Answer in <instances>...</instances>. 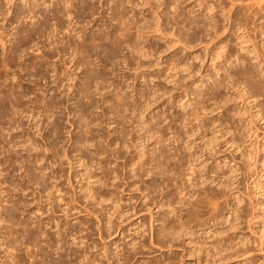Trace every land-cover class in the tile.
I'll list each match as a JSON object with an SVG mask.
<instances>
[{
	"label": "rangeland",
	"instance_id": "374dc122",
	"mask_svg": "<svg viewBox=\"0 0 264 264\" xmlns=\"http://www.w3.org/2000/svg\"><path fill=\"white\" fill-rule=\"evenodd\" d=\"M31 1L34 3L35 0H0V32L4 30V33H0L1 37L4 38L2 41L0 40V74H2L0 75V114H2L0 115V259H7L6 261H8L3 260L5 262L3 264H51L52 262L56 264L61 259L62 261L67 260L65 263H69L71 251L77 249V235H80L78 229H81V223L88 219L89 215H85V212L80 210L79 213L74 214L79 217L80 223L72 219V216L68 217L70 221L63 220L64 216H62L58 206L50 208L49 201L51 199L48 197V193L52 192L51 184L56 183L59 187L63 186L62 188L65 190L61 188L62 192L67 191V195H70L72 185L75 187L79 185L77 183L78 177L73 176L74 167L80 168L82 163L89 175L95 173L100 176L99 161L104 153H107L105 156L109 155L106 156L105 162L113 170L114 166L117 170L115 173L118 172L119 176L118 179H114V182L117 181L115 187L112 185L101 186L99 183H95V189L111 191L117 199L120 198V205L122 209L126 208V211L121 213L120 217L118 214L112 217V223L115 226L120 225L118 229L110 230L111 236H105V239H101L95 231L91 235L94 243L101 246L102 242H112L110 249H114L113 251L116 250L117 244H120L117 250L118 248L127 249L129 247L127 242L132 240L136 241V245L143 243L142 249L138 248V250L128 253L130 257L127 264H264V232L261 233L264 229V213H262L264 211V189L258 190L251 187L254 184L252 179L254 177L257 179L259 173L262 174L259 179L264 184V169H262L263 164H261L264 154L263 151L260 152L259 150L258 152L253 146L255 144H249L246 134V131L254 130L258 137H264V120L260 119L264 116L262 115L264 113V88L261 91V87L258 86L259 88H257L252 84L261 74V77H264V73L259 69L253 71L254 74L251 73V76L254 75L253 77L249 76L253 81L251 82L252 89L247 77L240 74L241 69L247 64L245 59L248 63H254L255 60H253L252 53L250 57H248L249 54H245L243 57L242 52L238 50V44H235L237 41L235 33L232 32L238 25L236 23L237 18L234 17L236 20L234 18V20H228L227 24L225 12L220 11L219 19L220 24L223 25V32L220 31L221 33L219 32L214 37L208 35L198 37L197 35L194 38V36L191 37L186 34L177 35L174 30H163V21L161 19L155 20V14L150 9L143 10V8H147V5H143V7L141 0L135 1L136 5L133 9L125 3L123 7L125 6L127 15L131 16L134 13L131 17L132 20L134 19L138 26L142 25V28L139 27L141 28L140 32H137L142 33L140 38L135 35V37H131L134 40L133 43L136 41L135 39L140 42V49L138 47L131 48L122 43L114 55L110 51L109 53L104 52L101 46H93L87 57L90 63H86V55L79 48H75L76 46L73 44L67 45L64 42L65 38L62 43L66 46H61L63 44L58 42L60 35H65V32L63 33L64 26L59 31V33L62 31L60 35L59 33L58 37L55 35L57 33L55 31H58L59 28L55 29L54 27L55 18L52 7L58 6V4L63 6V1L46 0V7L44 4H40L35 8L34 14L25 13V15H21L18 13V15L17 11L24 9ZM90 1H94L97 9L93 16H89L86 7ZM90 1L72 0L73 4H65L66 10L72 15L69 16L70 18L65 15L67 19L65 16L62 19L67 22L72 20V16L75 15L72 23L74 24L76 20L75 26H73L74 31L71 32V34L74 32L72 39L81 34L82 31L88 35L94 33L93 35L96 36V34L101 33L102 29L106 30V28L108 30L113 28V30L115 29L113 33L118 34L120 31L117 29L118 25L114 19H111L114 17L111 14L114 13L115 15L118 9L110 8L112 1ZM148 1L151 2L152 0ZM240 2L237 1L236 5L234 4L232 12L238 8ZM245 2L250 3L252 1L246 0ZM44 15L45 17H43ZM94 18L99 20L96 22ZM255 19L252 18L251 21ZM251 21L247 22L250 29L253 27ZM259 21L260 19H256V26ZM185 24L186 27L189 25L187 21ZM227 25L231 32L228 28L226 29ZM39 26H43L41 27L43 30ZM155 28L156 30H154ZM42 31H44L42 35H39ZM255 31L249 32L252 41H249L248 44L253 42L256 46L255 49H257L255 56L260 55L262 58L264 48L259 43H261L264 34ZM27 33L30 36L27 37ZM50 38H53L54 42L51 40L53 44H60H56L58 46L56 49L51 48ZM248 46L250 48L251 45ZM11 47L15 50V59L10 62V65L5 64L4 56L8 54ZM75 49L78 51L76 52ZM229 52L234 56L230 54L232 55L231 60L224 62L227 58L225 56ZM40 54L41 56L46 55L47 60L44 57L41 58ZM237 55L238 58L232 61ZM70 58L72 62L78 61H75L74 64L68 63ZM239 58H242L240 62L238 61ZM243 58L245 59L243 60ZM248 58H251L250 62ZM61 61L65 64L62 65ZM56 63L60 65L58 66ZM66 63L69 65L66 66ZM226 63L231 64V67L234 66L232 69L228 67V72L232 74L231 80L234 75L233 81L236 82L225 79L227 73L226 71L223 72V69L225 70L229 66ZM216 75L218 79L221 77V80L223 78L227 81L228 85L221 83L223 86L220 85L219 90L218 88L215 89L217 91H215V95L209 94L212 87L211 83L217 79ZM245 85L246 87H244ZM247 90L252 92L250 97L248 96L249 93L246 92ZM20 91L23 92L21 93L23 97L20 99V103H17L19 100L14 101L13 93L17 95V92L20 94ZM242 92L244 96H242ZM9 94H11L10 98ZM253 94L257 96L255 97ZM213 96L215 97L213 98ZM246 96L250 99H246ZM224 97L226 99H222ZM218 99H222L224 102L221 100L220 102ZM259 102L260 107L257 109ZM196 109L195 113L201 117L202 128L198 120L193 117ZM257 110H260L262 114H259ZM253 114L254 116L257 114L256 119ZM140 124L143 127L146 125L147 128L146 126L140 127ZM250 127L252 128L247 130ZM149 134H153L152 137L151 135L147 137ZM156 135L160 137L161 140L159 137L158 140L162 142L156 144L157 146L159 144L163 154L166 155L159 157L158 160L160 161L157 160L156 167L152 156L145 155L147 156L146 162L147 159L148 163L151 162L149 165H147L148 163L145 164L149 168L151 166V171L147 173L151 176L145 175L142 171L146 170L141 169L138 170L139 172L137 171L138 173L136 172V178L130 177L125 159L128 160V156L135 152L134 143L147 144L146 148L144 147L145 150H148L147 147L152 150L156 145L153 142V139L157 137ZM173 137L176 138V141L172 142L171 140L169 144V139ZM113 138L114 140H112ZM259 139L261 141V138ZM260 141L258 140L257 144L262 142ZM108 144L109 146H107ZM123 145L127 146L126 150ZM173 145H175L176 150H174ZM253 147H255V151ZM116 150L119 153H116ZM64 154L66 156H63ZM116 154L119 156L116 157ZM246 157L250 161L247 159L246 161L249 163L245 161L244 164ZM224 162H229V166L223 165ZM248 164L254 167L250 166L249 168L246 166ZM146 166L144 169L147 168ZM141 173L142 175H140ZM233 177L236 180L230 185L231 187L222 189L220 183L226 179L232 181ZM95 179L92 177L89 180ZM133 179L134 181H132ZM41 181L45 183L46 189ZM129 181H131L130 186L127 183ZM195 181H197V185L193 184ZM77 190L78 186L76 187ZM256 192L263 194L258 196V194L255 195ZM145 194L152 197L151 200L146 201L147 198L145 200L143 197ZM229 195H231L230 198H228ZM233 195H238L240 204H237V201L232 198ZM196 197L200 200H195ZM190 198V201L194 203L193 208L196 210L194 218L195 215L198 218L192 219L186 224L181 223L180 219L179 222L178 220L174 221L169 227L170 232L168 230L169 233L166 235L168 240L161 236H164L161 232H158L159 235L157 236L159 218L163 214H168L167 211L172 205L178 208L180 206L179 201L182 204L183 202L188 203ZM155 200H160V202L155 204ZM61 202L63 201L57 200L56 203L60 204ZM256 202H260V205L258 204L260 207L255 206ZM218 207L222 209L220 214L222 218L219 217L220 215L215 216V208ZM248 213L251 217L252 215L257 217L253 218V223L252 221L251 223L247 222L248 217H250ZM236 216L237 221L234 222ZM25 220L29 222V229H33L30 233L24 230ZM56 221L60 226L59 231L58 226H55ZM94 222L96 224L95 219ZM233 222L238 223L236 227H233ZM189 225L192 228L187 231L186 228ZM128 228H130L129 231ZM39 229L43 234L44 232L48 234L45 236L46 238L44 237L45 234L38 233L37 230ZM81 230L83 232V229ZM185 231L188 232L186 236L183 235ZM237 237L246 238L248 241L247 251L242 253V249H238L241 251L237 252L236 250L234 253L236 255H229L233 252L231 249H237L235 248L237 247ZM188 241H191L192 244L189 243L188 245ZM232 246L234 248H231ZM6 247H8L7 250ZM229 248L231 249L228 250ZM4 249L5 251L9 250L10 253L6 252L8 254L6 255ZM77 252L78 254L82 253L78 250ZM237 253H240L241 256ZM10 256L16 263L9 259ZM59 257L61 259H58Z\"/></svg>",
	"mask_w": 264,
	"mask_h": 264
},
{
	"label": "bare ground",
	"instance_id": "6f19581e",
	"mask_svg": "<svg viewBox=\"0 0 264 264\" xmlns=\"http://www.w3.org/2000/svg\"><path fill=\"white\" fill-rule=\"evenodd\" d=\"M57 1V0H56ZM59 1H63L62 3H64V5L63 6H60L59 4H58V6H53L52 7V9L54 10V18H55V21H54V27H55V29H57V27L59 28V30L58 31H55V32H57V33H55V35H57V37H58V33H59V31L61 30V28L64 26V30H63V33L65 32V35L63 34H61L60 35V33L62 32H60L59 33V35H60V37H59V39H58V42H60V43H62L64 40V38H65V41L64 42H66L67 43V45L69 44V46H71V44H73L74 46H76L75 48H79L85 55H86V57H85V62L86 63H90V61H89V59L87 58L88 56H89V54H90V52L92 51V49H93V46H95V47H102V50L104 51V52H108L109 53V51L112 53V54H114L115 55V53H117L118 52V50H119V48L121 47V45H122V43H125V44H127L129 47H131V48H137L138 47V49H140L139 48V43L140 42H137V39H135L136 41L133 43V38L131 39V37H135V36H137V37H139L141 34H139V33H137V32H140V30H141V26L142 25H140V26H138L137 24H135V22H134V19L132 20V15H134V13H132L131 14V16H128L127 15V11H126V9L123 7V5H125V3L126 4H128L129 6H130V8L131 9H133V7L136 5V0H123V1H121V0H110V1H112V4L111 3H109V4H111V9H114V8H117L118 9V11L115 13V15H114V13L113 14H111V15H113L112 17L113 18H111V19H114L115 21H116V23H117V29H119L120 31H119V33H118V31H117V33L118 34H114L113 33V31L115 30H113V28L112 29H109L108 30V28H106V30L104 29H102L101 30V33H98V34H96V36L95 35H93V34H90V35H88V34H86V33H83L84 31H82V33L81 34H78V33H76L77 31H75V33L76 34H78V35H76V37H77V40H76V37H74V39H75V41H73L74 39H72V34L74 33H72L71 34V32H72V30L74 31V28H73V26H75V22H76V20H75V22H74V24H72L73 23V18L75 17V15L74 16H72L73 18H72V20H69V21H67V22H65V20H63L62 19V17L63 16H68V18H70L71 16L70 15H72V13H70L68 10H66V6H65V4H67V3H72V0H59ZM77 1V0H76ZM88 1H90V0H88ZM121 1V2H120ZM138 1V0H137ZM239 2V1H241L240 3H239V5H238V8L234 11V9H233V11L234 12H232V7L234 6V4L236 5V2ZM246 0H219V1H217V0H152L151 2L150 1H148V0H141V4H142V6L143 5H147L146 7L147 8H143V10H148V9H150L151 11H152V13L153 14H155V20H157V19H161V21H163V24H164V26H163V30H165V31H173L174 30V32H176L177 33V35H184V34H186V35H190L191 37L192 36H194V38H195V36H197L198 35V37L200 36H206V35H208V36H217V34H219V32L220 31H222L223 32V25L222 24H220V19H219V15H221V14H219V12L221 11V12H223L226 16H225V18H226V20H227V24H228V20H234L235 18H237V20L239 21H237L236 23L238 24H236L237 26L234 28V32H232V33H235V39H236V43L235 44H238V50H240L242 53H241V55L244 57V55L246 54V55H248V57H250V54L252 53L253 54V60H255L254 61V63H252V62H250V59H249V62L250 63H248V61L245 59V58H243V60L245 59V61L247 62V64H245L246 65V67H243L242 69H241V71H240V74H243V76L245 75V77H247V79H248V81H250L249 83V86L251 87V89H252V86H251V82H253L250 78L251 77H253V76H251V73L253 72V71H255V70H260L262 73H264V54H263V56H262V58H260V55L257 57V56H255L256 54H255V52L257 51V49H255L256 48V46L253 44V42H252V44L250 43V44H248L249 43V41H252V36L250 35V31L251 30H256L255 32H258L259 31V33H262V34H264V12H262L263 10H264V0H249V1H252V2H245ZM248 1V0H247ZM26 2V1H25ZM32 2V1H31ZM29 2L28 3V6H25L24 7V9H21V10H18L17 11V14L18 13H20L21 15H25V13H33L34 12V10H35V8L37 7V6H39L40 4H44V6L46 7V0H35L34 1V3L32 2ZM105 2H106V0H105ZM124 2V3H123ZM57 3V2H56ZM51 4V3H50ZM73 4V3H72ZM48 5V4H47ZM54 5H55V3H54ZM57 5V4H56ZM254 5H256V6H254ZM24 6V5H23ZM42 6V5H41ZM87 7V11L89 12V16H93V14L94 13H96V6H95V4H94V1H90L89 2V4L86 6ZM144 7V6H143ZM130 8H128V9H130ZM160 8V9H159ZM236 8V7H235ZM18 9H20V8H18ZM68 9V8H67ZM17 10V9H16ZM53 10H51V11H53ZM70 10V9H69ZM135 10V9H134ZM159 10V11H158ZM37 11V10H36ZM39 11H40V9H39ZM112 11V10H111ZM130 11V10H129ZM114 12V11H113ZM131 12V11H130ZM35 13H37V12H35ZM53 13V12H52ZM87 13V12H86ZM98 13V12H97ZM111 13V12H110ZM34 14V13H33ZM44 14V13H43ZM88 14V13H87ZM16 15V14H15ZM19 15V14H18ZM41 15H42V13H41ZM52 15V14H51ZM50 15V16H51ZM223 15V14H222ZM235 15V16H234ZM35 16V15H34ZM66 16H65V18H66ZM70 16V17H69ZM43 17H45V15L43 16ZM42 17V20L44 19ZM97 17V16H96ZM102 17V16H101ZM235 17V18H234ZM250 17H252V18H256V19H260V21H259V24L256 26V23H255V21H256V19L254 20V21H251V19L252 18H250ZM50 18H52V17H50ZM64 18V17H63ZM98 18V17H97ZM97 18H94L95 19V21L96 20H99V19H97ZM148 18V17H147ZM224 18V19H225ZM234 18V19H233ZM250 18V19H249ZM67 19V18H66ZM93 19V20H94ZM48 20H49V18H48ZM91 20V19H90ZM236 20V19H235ZM251 21L252 22V29H250V27H248V21ZM186 21L189 23V25L186 27L185 25V23H186ZM43 22V21H42ZM88 22H90V21H88ZM87 22V23H88ZM97 22V21H96ZM152 22V21H151ZM53 23V22H52ZM95 23V22H94ZM234 23V22H233ZM77 24V23H76ZM96 24V23H95ZM153 24V23H152ZM45 25V24H44ZM43 25V26H44ZM94 25V24H93ZM43 26H39V28H41V27H43ZM139 27H141V28H139ZM231 27V25H230V22H229V28ZM233 27V26H232ZM47 28V27H46ZM46 28H45V30H46ZM157 28V27H156ZM156 28L154 29V30H156ZM228 28V25H227V27H226V29ZM229 28H228V30H229ZM42 29V28H41ZM98 29V28H97ZM116 29V30H117ZM161 29V30H162ZM225 29V30H226ZM231 29V28H230ZM43 30V29H42ZM230 31V30H229ZM4 33V30H2L0 33ZM44 31H42V32H40L39 33V35H42V33H43ZM81 32V31H80ZM116 32V31H115ZM231 32V31H230ZM250 32V33H249ZM254 32V33H255ZM50 33V32H49ZM171 34H172V32H170ZM221 33V32H220ZM247 33V34H246ZM6 34V33H5ZM4 34V35H5ZM46 34L48 35V33L46 32ZM257 34V33H256ZM255 34V35H256ZM52 35V34H51ZM74 35V36H75ZM135 35V36H134ZM26 36L28 37V36H30V35H28V33L26 34ZM31 36H32V34H31ZM50 36V35H49ZM250 36H251V38H250ZM257 36V35H256ZM4 37V36H3ZM13 37V36H12ZM136 37V38H137ZM159 37V36H158ZM140 38V37H139ZM183 38V37H182ZM190 38V37H189ZM254 38V37H253ZM256 38V37H255ZM4 38H2L1 37V34H0V40L2 41ZM7 39V38H6ZM12 39V38H11ZM29 39V38H28ZM31 39V38H30ZM185 39V38H184ZM53 41L54 42V40H53V38H50V41ZM97 40V41H96ZM187 41H189L188 39H186ZM254 40V39H253ZM5 41V40H4ZM7 41H8V39H7ZM19 41H20V39H19ZM22 41V40H21ZM26 41V40H25ZM49 41V42H50ZM51 41V42H52ZM56 41V40H55ZM191 41V40H190ZM189 41V42H190ZM50 42V44H52L51 46V48L52 49H56V47H58L56 44H59V43H56V44H53V42L51 43ZM142 42V41H141ZM192 42V41H191ZM254 42H255V40H254ZM22 43H24L23 41H22ZM50 44H48V45H50ZM63 44V43H62ZM223 44V43H222ZM224 44H227V43H224ZM234 44V45H235ZM259 44H261V47L262 48H264V35H263V37H262V40H261V43H259ZM60 45V44H59ZM124 45V44H123ZM248 45H251L250 46V48H249V46ZM23 46V45H22ZM61 46H66V45H61ZM224 46V45H223ZM68 47V46H67ZM94 47V48H95ZM20 48V47H19ZM51 48L49 49L50 51H51ZM60 48V47H59ZM62 49H63V47H61ZM158 48V47H157ZM66 49V48H65ZM67 49H70V48H67ZM73 49V48H72ZM144 49V48H143ZM45 50V49H44ZM61 50V49H60ZM74 50V49H73ZM137 50V49H136ZM228 50H230L229 48H228ZM256 50V51H255ZM54 51V50H53ZM57 51V50H56ZM55 51V52H56ZM64 51V50H63ZM75 51L77 52L78 50L77 49H75ZM138 51V50H137ZM58 52H59V50H58ZM66 52V51H65ZM80 52V51H79ZM45 53H46V51H45ZM62 53V52H61ZM81 53V52H80ZM137 53V52H136ZM138 53H140V52H138ZM143 53V52H142ZM141 53V54H142ZM257 53V52H256ZM66 54V53H65ZM65 54H62L63 56L65 55ZM84 54H83V56H84ZM144 54V53H143ZM230 54H232L231 52H229V53H227L226 54V56L225 57H227L225 60H224V62H227L229 59H230V57L233 55H230ZM259 54V53H258ZM57 55V54H56ZM222 55V54H221ZM240 55V54H239ZM15 50H14V48L12 49V47H11V49L9 50V52H8V54L6 55L5 54V56H4V61H5V64H10V62H13L12 60H14L15 59ZM40 56H41V54H40ZM62 56V57H63ZM138 56V55H137ZM216 56V55H215ZM234 56V55H233ZM42 57H44L45 59H46V55H44V56H41V58ZM49 57V56H48ZM47 57V58H48ZM223 57V56H222ZM59 58H61V57H59ZM58 58V59H59ZM73 58H74V55H73ZM76 59H77V57H75ZM82 58V57H81ZM127 58V57H126ZM179 58V57H178ZM219 58V57H218ZM236 58H238V55L237 56H235V58L232 60V61H235L236 60ZM71 59V58H70ZM84 59V58H83ZM82 59V60H83ZM106 59V58H105ZM125 59V58H124ZM212 59V58H211ZM224 59V58H223ZM240 59H242V58H239V62H240ZM43 60V59H42ZM47 60V59H46ZM60 60H62V58L60 59ZM64 60V59H63ZM231 60V59H230ZM252 60V61H253ZM40 61H41V59H40ZM40 61H38V62H40ZM59 61V60H58ZM75 61H78V60H75ZM75 61H73L72 62V59L71 60H68L67 62L68 63H71L72 62V64H74L75 63ZM42 62V61H41ZM62 62V61H61ZM60 62V63H61ZM83 62H84V60H83ZM223 62V61H222ZM221 62V63H222ZM223 62V63H224ZM55 63V62H54ZM232 63V62H231ZM236 63V62H235ZM42 64V63H41ZM57 64V63H56ZM62 65H64L65 63L64 62H62L61 63ZM177 64V63H176ZM227 64V63H226ZM233 64V63H232ZM11 65V64H10ZM58 65V64H57ZM60 65V64H59ZM58 65V66H59ZM61 65V66H62ZM67 65H69V64H67L66 63V66ZM225 65V64H224ZM223 65V66H224ZM227 65H229V63L227 64ZM231 65V64H230ZM227 66L226 68H225V70L223 69V72H225L226 71V73H227V75H226V73H223V74H225L226 75V77H225V79H229L230 81H233V79H234V75H233V79L231 80V77H232V74L230 73V72H228V67L229 68H231L232 69V67H234L233 65H236V64H233L232 65V67L231 66ZM93 66V65H92ZM213 66V65H212ZM70 67V66H69ZM236 67V66H235ZM257 67V68H256ZM71 68V67H70ZM245 68V69H244ZM55 69V68H54ZM56 69H58V68H56ZM96 69V68H95ZM239 69V68H238ZM70 71V70H69ZM91 71V70H90ZM230 71V70H229ZM258 72V71H257ZM2 73V72H1ZM222 73V72H221ZM230 73V74H229ZM255 73V72H254ZM254 73H252V74H254ZM235 74V73H234ZM0 75H2V74H0ZM75 75V74H74ZM238 75H239V72H238ZM260 75V74H259ZM258 75V76H259ZM264 75V74H263ZM171 76V75H170ZM249 76H251V77H249ZM261 76H262V74H261ZM259 77V78H257L252 84H254L255 85V87L257 86V88H259V87H261L260 89H261V91H262V88H264V77ZM56 77V76H55ZM216 77H217V75H216ZM256 77V76H255ZM213 79L215 78V76L214 77H212ZM237 78V77H236ZM235 78V79H236ZM241 78V77H240ZM213 79H212V81H213ZM242 79H243V77H242ZM241 79V80H242ZM250 79V80H249ZM13 81V80H12ZM246 81V80H245ZM247 81V82H248ZM91 82V81H90ZM233 82H236L235 80L233 81ZM221 83H223V85H225V84H227V81H225V80H223V78H222V80H221V77H220V79H218V77H217V79L213 82V83H211L212 84V87H211V92L209 93V94H213V95H215L214 93H216L217 91V88L218 87H220V85H221ZM237 83H239V82H237ZM241 83V82H240ZM231 84H233L232 82H231ZM242 84V83H241ZM245 84V83H244ZM97 85V84H96ZM223 85H221V86H223ZM228 85V84H227ZM234 86H235V84H233ZM211 86V85H210ZM231 85H230V83H229V87H230ZM233 86V87H234ZM240 86V85H239ZM238 86V87H239ZM249 86L247 87L248 89H249ZM259 86V87H258ZM244 87H246V85L244 86ZM231 88V87H230ZM253 88H254V86H253ZM207 89V88H206ZM216 89V90H215ZM233 89V88H232ZM218 90H219V88H218ZM229 90V89H228ZM242 90V89H241ZM8 91V90H7ZM96 91V90H95ZM116 91V90H115ZM216 91V92H215ZM245 91V90H244ZM253 91V90H252ZM258 91V90H257ZM260 91V92H261ZM237 92V91H236ZM246 92H248L249 94H248V96L249 95H252V92H251V90H250V92H251V94H250V92H249V90H247ZM246 92H244V93H246ZM259 92V91H258ZM16 93V92H15ZM20 94H18V92H17V95L15 94L14 95V93H13V98H14V101H18L19 100V102H17V103H20V99L23 97L22 95H21V93H23V92H19ZM117 93V92H116ZM254 93V92H253ZM262 93V92H261ZM125 94V93H124ZM223 94V93H222ZM242 94V96H244L243 95V92L241 93ZM240 94V95H241ZM257 94V93H256ZM10 95L11 94H9V98H10ZM205 95V94H204ZM220 95V94H219ZM258 95V94H257ZM257 95H254L253 94V96H257ZM8 96V95H7ZM6 96V97H7ZM210 96V95H209ZM208 96V97H209ZM248 96H246V99H250ZM210 97H212V96H210ZM215 96H213V98H214ZM216 97H217V94H216ZM219 97H221V96H219ZM226 97V96H225ZM222 98V99H226V98ZM248 97V98H247ZM204 98V97H203ZM228 98V97H227ZM241 98V97H240ZM253 98V97H252ZM212 99V98H211ZM222 99H220L221 101H223ZM207 100V99H206ZM219 100V99H218ZM219 100V101H220ZM9 101V100H8ZM11 101V100H10ZM220 101V102H221ZM247 101V100H246ZM245 101V102H246ZM253 101H254V99H253ZM259 101V100H258ZM16 102H14V103H16ZM224 102V101H223ZM255 102V101H254ZM256 102H257V100H256ZM120 103V102H119ZM248 103H252V102H248ZM27 104V103H26ZM47 104V103H46ZM121 104V103H120ZM252 104H254V103H252ZM259 104V105H258ZM257 104V106L258 107H256L257 109H259V107H260V102ZM124 105V104H123ZM199 105H200V103H199ZM254 105H256V104H254ZM229 106V105H228ZM250 106H251V104H250ZM262 106V105H261ZM2 107V106H1ZM18 107V106H17ZM50 107V106H49ZM221 107V106H220ZM222 107H224V106H222ZM6 108V107H5ZM22 108V107H21ZM201 108V107H200ZM256 108H254V109H256ZM49 109V108H48ZM222 109H224V108H222ZM226 109V108H225ZM230 109H231V107H230ZM229 109V110H230ZM249 109H250V107H249ZM248 109V110H249ZM253 109V108H252ZM238 110V109H237ZM251 110V109H250ZM261 110V109H260ZM260 110H257V111H259L258 113L259 114H262V112H260ZM8 111V110H7ZM17 111V110H16ZM22 111H23V109H22ZM21 111V112H22ZM197 111V109L194 111V113ZM255 111V110H254ZM262 111V110H261ZM264 111V110H263ZM1 112V111H0ZM20 112V113H21ZM201 112V111H200ZM225 112V111H224ZM236 112V111H235ZM28 113V112H27ZM142 113V112H141ZM198 113H199V110H198ZM237 113V112H236ZM251 114H252V112H250ZM257 113V114H258ZM225 114V113H224ZM234 114V113H233ZM254 114H255V112H254ZM254 114H253V116H254ZM256 114V115H257ZM0 115H2V114H0ZM4 115V114H3ZM256 115L254 116V118L256 117ZM262 115H264V113L262 114ZM261 115V116H262ZM238 116V115H237ZM260 116V115H259ZM196 120H198V122H199V124H200V127L202 126V124L200 123V120H201V117H199V115L197 114V113H195V115L193 116ZM192 117V118H193ZM263 118H260V119H263L264 120V116H262ZM239 118V117H238ZM237 118V119H238ZM250 118V117H249ZM253 118V117H252ZM251 118V119H252ZM257 118V117H256ZM255 118V119H256ZM186 119V118H185ZM184 119V120H185ZM240 119V118H239ZM259 119V118H258ZM80 121V120H79ZM82 121V120H81ZM87 121V120H86ZM229 121V120H228ZM72 122V121H71ZM196 122V121H195ZM215 122V121H214ZM225 122H227V121H225ZM231 122V121H230ZM253 122H254V120H253ZM253 122H251V123H253ZM26 123V122H25ZM35 124V123H34ZM81 124V123H80ZM240 124V123H239ZM142 124H140V127H142V128H144L143 126H141ZM192 125V124H191ZM229 125V124H228ZM227 126V125H226ZM1 127V126H0ZM139 127V128H140ZM199 127V128H200ZM219 127V126H218ZM248 127V126H247ZM138 128V130H140ZM141 128V129H142ZM146 128H147V126H146ZM202 128V127H201ZM200 128V129H201ZM221 128V127H220ZM236 128V127H235ZM252 127H250V128H245V129H247V130H249V129H251ZM263 128H264V126H263ZM87 129V128H86ZM133 129V128H132ZM227 129H229V128H227ZM84 130V129H83ZM231 130V129H230ZM87 131H89V130H87ZM131 131V130H130ZM146 132H148L149 131V126H148V131L147 130H145ZM156 131V130H155ZM195 131V130H194ZM84 132V131H83ZM159 132V131H158ZM187 132V131H186ZM235 132V131H234ZM248 131H246V134H247V137H248V139H249V144L251 143V144H255V145H253V146H255L256 147V149L258 150V152H259V150H260V152L261 151H263V154H264V137L262 136V137H258V135H256L255 134V131L254 130H252V131H250L249 130V132L247 133ZM32 133V132H31ZM68 133V132H67ZM149 133V132H148ZM147 133V134H148ZM151 133V132H150ZM176 133V132H175ZM245 133V132H244ZM102 134V133H101ZM156 134H157V132H156ZM237 134H239V133H237ZM236 134V135H237ZM241 134V133H240ZM150 135L151 134H149V136H147V137H150ZM153 135V134H152ZM152 135H151V137H152ZM192 135V134H191ZM232 135V134H231ZM260 135V134H259ZM157 137H155L153 140V142L156 144L157 142H161L160 140V137L158 136V135H156ZM216 136V135H215ZM158 137H159V139L160 140H158ZM162 137V136H161ZM236 137V136H235ZM234 138V137H233ZM259 138H261V141H260V139ZM86 139V138H85ZM239 139V138H238ZM112 140H114V138L112 139ZM134 140V139H133ZM171 140H172V142H174V141H176V138L175 137H173L172 139H169V144L171 143ZM229 140V139H228ZM228 140H226V141H228ZM260 141L261 143H259V144H257V141ZM83 141H85V140H83ZM103 141V140H102ZM126 141V140H125ZM136 141V140H135ZM178 141H179V139H178ZM77 142V141H76ZM86 142V141H85ZM89 142V141H88ZM104 142V141H103ZM232 142V141H231ZM247 142V143H248ZM106 143V142H105ZM110 143V142H109ZM122 143V142H121ZM137 142H135L134 143V150H135V152L132 154V155H127L128 157H129V159L128 160H126L125 159V162H126V164H127V166H128V169H127V171L129 172V176L130 177H134V178H136V172L138 171V170H146V171H142V172H144V174L146 175L147 173H149L150 171H151V166H150V168L148 167V166H146L145 164H147L148 163V159H147V162H146V157L148 156V155H151L152 156V160L154 161V166L157 164V162L158 161H160V160H158L159 159V157H164V155H166V154H163L164 152L162 151V149H160V146H159V144H158V146H157V144L156 145H154V148H152V150L149 148V147H147L148 148V150H145V146L147 145H145L144 143V146H143V144H141V143H139L138 142V144H136ZM162 143V142H161ZM160 143V144H161ZM232 143H234V141L232 142ZM231 143V144H232ZM67 144V143H66ZM125 144V143H124ZM262 144V145H261ZM37 145H39V144H37ZM164 145V144H163ZM230 145V144H229ZM239 145V144H238ZM237 145V146H238ZM261 145V146H260ZM81 146H82V144H81ZM107 146H109V144L107 145ZM129 146V145H128ZM149 146V145H148ZM165 146V145H164ZM172 146V145H171ZM249 146V145H248ZM251 146V145H250ZM34 147V146H33ZM46 147V146H45ZM76 147V146H75ZM121 147V146H120ZM123 147H124V149L126 150L127 149V146L126 145H123ZM145 147V148H144ZM255 147H253V150H254V148ZM262 147V148H261ZM50 148V147H49ZM48 148V149H49ZM173 148H174V150H176L175 149V145H173ZM230 148V147H229ZM252 148V147H251ZM76 149V148H75ZM113 149V148H112ZM111 149V150H112ZM149 149L151 150V152H150V154L148 153V151H149ZM164 149V148H163ZM255 149V150H256ZM50 150V149H49ZM252 150V149H251ZM254 150V151H255ZM44 151V150H43ZM95 151V150H94ZM99 151V150H98ZM106 152H107V150H105ZM113 151V150H112ZM18 152V151H17ZM116 153H119L117 150L115 151ZM250 152V151H249ZM248 152V153H249ZM38 153V152H37ZM54 153V152H53ZM95 153V152H94ZM101 153V152H100ZM126 153V152H125ZM132 153V152H131ZM147 153V154H146ZM40 154V153H39ZM99 154V153H98ZM105 154H107V153H104V155H103V157H102V159H100V163H99V167H100V176H98V174H95V173H92L91 175H89L87 172V169H86V167H85V165L82 163L81 164V166L82 167H80V168H78V167H74V173H73V176L74 177H78V180H77V183H79V185H77L78 186V190L76 191V187L75 186H73L72 185V192H71V194L70 195H67L68 194V192L67 191H64V192H62L63 190H65V189H63L62 187H59L56 183H53V184H51V187H52V192H49L48 193V197L51 199L50 201H49V198L47 199L49 202H50V208H52V207H55V206H58L59 207V211H61L62 212V216H64V219L63 220H65V221H70L69 219H68V217L69 216H72V219H74V220H76V221H79V223L81 222L78 218L79 217H77V216H75L74 214H77V213H79V211L80 210H83L84 212H85V215H89V218L88 219H86L83 223H81V229H83V232H82V230L80 229H78V231H79V233H80V235H77V237H78V240H77V245H76V247H77V249L76 250H73V251H71V258H70V260H69V263L68 264H127L128 262H129V260H128V258L130 257V255L128 254L129 252H134V251H136V250H138V248H140V249H142L144 246H143V243H139L138 245H136V241H134V240H132V241H130V242H127V244H128V248L127 249H124V248H118V250H117V247L120 245V244H117V246L115 247V251H113V250H111L110 249V245H111V243L112 242H109L108 241V243H106V242H102V245L101 246H99L97 243H94V241L91 239V235L95 232V231H97V233H98V235L100 236V238L101 239H105V236H111L110 234H111V232H110V230L111 229H118V227H119V225L117 224V226H115L114 225V223H112V217H114V215L116 214H118L119 215V217H120V215H121V213H123V212H125L126 211V208L125 209H122V206L120 205V198L118 197V199H117V197L111 192V191H109V190H107V191H101V190H98V189H95L96 187H95V183H99V185H104V186H107V185H112V186H116V182L117 181H115L114 182V179H118V172L117 173H115V171H117V170H115L116 168L113 166V168H114V170L110 167V166H108L107 165V163L105 162L106 161V156H109V155H106L105 156ZM130 154V153H129ZM250 154V153H249ZM252 154V153H251ZM255 154V153H254ZM59 155V154H58ZM80 155V154H79ZM117 156L116 157H118L119 155L118 154H116ZM145 155H147V156H145ZM38 156V155H37ZM44 156V155H43ZM63 156H66L65 154L63 155ZM68 156V155H67ZM144 156H145V159H144ZM247 156H251V155H247ZM180 157V156H179ZM68 158V157H67ZM71 158V157H70ZM127 158V157H126ZM109 159V158H108ZM108 159H107V161H108ZM162 159V158H161ZM249 160V158L248 157H246V159L244 160V164H245V161L246 160ZM261 159V158H260ZM158 160V161H157ZM253 160V159H252ZM251 160V161H252ZM97 161V160H96ZM250 161V160H249ZM249 161H246L247 163H249ZM81 162V161H80ZM253 162V161H252ZM98 163V162H97ZM96 163V164H97ZM150 164H151V162H149ZM149 163L147 164V165H149ZM74 164V163H73ZM123 164H125L124 162H123ZM161 164V163H160ZM223 165H228L229 166V162H224V163H222ZM261 164H263V168L262 169H264V158H263V160H262V163ZM79 165V164H78ZM95 165V164H94ZM118 165V164H117ZM153 165V164H152ZM144 166H146L145 168L146 169H144ZM246 166H249V168H250V166H253V165H246ZM245 166V167H246ZM60 167V166H59ZM125 167V166H124ZM153 167V166H152ZM156 167V166H155ZM231 168H233V166H230ZM254 167V166H253ZM247 168V167H246ZM26 170H27V168H25ZM24 169V170H25ZM54 169V168H53ZM158 169V168H157ZM248 169V168H247ZM255 169V168H254ZM32 170V169H31ZM236 170V169H235ZM28 171V170H27ZM34 171V170H33ZM37 171H38V169H37ZM42 171V170H41ZM126 171V172H127ZM153 171V170H152ZM162 171V170H161ZM231 171V170H230ZM127 172V173H128ZM139 172V171H138ZM137 172V173H138ZM154 172H156L155 170H154ZM160 172V171H159ZM257 172V171H256ZM22 173V172H21ZM68 173V172H67ZM163 173V172H162ZM112 174V175H111ZM143 174V175H144ZM57 175V174H56ZM139 175V174H138ZM140 175H142V173L140 174ZM148 175V174H147ZM150 176H151V174H149ZM148 175V176H149ZM156 175V174H155ZM112 176V177H111ZM258 178L256 179L255 177V179L253 178L252 180V182L254 183L251 187H253V188H255V189H258V190H261V189H264V184L260 181V177L262 176V174L261 173H259L258 175ZM256 176V177H257ZM92 177H94V178H96L95 180H89V179H92ZM140 177V176H139ZM250 177V176H249ZM42 178V177H41ZM110 178H111V182L109 183V180H110ZM152 178H153V176H152ZM5 179V178H4ZM43 179V178H42ZM52 179V178H51ZM140 179H142V178H140ZM29 180V179H28ZM27 180V181H28ZM45 180V179H44ZM196 180V179H195ZM236 179H235V177H233V179H232V181H230L229 179H226V180H224V181H222L221 183H220V185L222 186L221 188L222 189H226V187H228V186H230V185H232L233 183H234V181H235ZM30 181V180H29ZM53 181V180H52ZM132 181H134V179L132 180ZM38 182V181H37ZM42 182V181H41ZM40 182V183H41ZM48 182V181H47ZM1 183V182H0ZM52 183V182H51ZM126 183V182H125ZM128 183V186H130V184H131V181H129V182H127ZM133 183V182H132ZM147 183V182H146ZM197 183V181H195L193 184L195 185ZM43 186H44V188H45V183H41ZM148 185H149V183H147ZM146 184V185H147ZM41 185V186H42ZM64 185V184H63ZM197 185V184H196ZM101 186H99V187H101ZM47 187V186H46ZM144 187H146L145 185H144ZM231 187V186H230ZM248 187V186H247ZM63 190H62V189ZM149 188V187H148ZM221 188H219V190L220 191H222V189ZM46 189V188H45ZM62 190V191H61ZM217 190V189H216ZM254 190V189H253ZM113 191V190H112ZM201 191V190H200ZM60 192H62V193H60ZM118 192V191H117ZM218 193V192H217ZM226 193V192H225ZM205 194V193H204ZM215 194V193H214ZM213 194V195H214ZM222 194H223V192H222ZM258 194V196H262V194H260V192H256L255 193V195H257ZM194 195V194H193ZM192 195V196H193ZM201 195V194H200ZM212 195V196H213ZM216 195V194H215ZM214 195V196H215ZM219 195V194H218ZM221 195V194H220ZM264 195V194H263ZM211 196V195H210ZM211 196V197H212ZM230 196L231 195H229L228 196V198H230ZM67 197V198H66ZM143 197H145V200H146V198H147V200L146 201H149V200H151V198L152 197H150V196H148V195H144ZM189 197V196H188ZM208 197H209V195H208ZM216 197V196H215ZM214 197V198H215ZM161 198H163V197H161ZM219 198V197H218ZM232 198L233 199H235L236 201H237V204L240 202V198L238 197V195H233L232 196ZM67 199V200H66ZM182 199V198H181ZM202 199V198H201ZM208 199V198H207ZM220 199V198H219ZM57 200H59V202L60 201H63V202H61L60 204H58V203H56L57 202ZM191 198L189 199V202L188 203H186V202H183V204L181 203V201H179V204H180V206H178V208H177V206L175 207L174 205H172V207L171 206H169V207H171L168 211H167V213L168 214H163V216L162 217H160L159 218V220H158V224H157V226H159L158 227V231H157V236L159 235V233L158 232H161V234L163 233L164 234V236L163 235H161L163 238H165L166 237V235H168V233L170 232V230H169V227H171V225H172V223L175 221L176 222V220H178V222L181 220V223L183 222V223H185L186 224V222L187 223H189L188 221H191L192 219H195V218H198V217H196V215H195V218H194V213L196 212V210H194V208H193V206H194V203H192L191 201ZM195 200H200V199H197V197H196V199ZM227 200V199H226ZM215 201H216V199H215ZM160 202V200H155V204H157V203H159ZM175 202V201H174ZM205 202V201H204ZM262 202V201H261ZM196 203V202H195ZM260 202H256V205L255 206H257L258 204H259ZM62 204V205H61ZM171 204V203H170ZM197 204V203H196ZM240 204V203H239ZM18 205V204H17ZM168 205V204H167ZM199 205V204H198ZM201 205V204H200ZM218 205V204H217ZM220 205V204H219ZM218 205V206H219ZM260 205V204H259ZM257 206V207H260V206ZM63 206V207H62ZM174 206V207H173ZM96 207V208H95ZM199 207V206H198ZM197 207V208H198ZM254 207V206H253ZM168 208V207H167ZM213 208H214V206H213ZM212 209V208H211ZM233 209V208H232ZM128 210V209H127ZM234 210V209H233ZM242 210H244V209H242ZM250 210V209H249ZM4 211V210H3ZM215 211H216V213H215V216L216 215H220L221 213H222V209H220L219 207L218 208H215ZM238 211V210H237ZM262 211V210H261ZM245 212V211H244ZM252 212V211H251ZM250 212V213H251ZM260 212V211H259ZM53 213V212H52ZM246 213V212H245ZM244 213V214H245ZM250 213H248V215L250 214ZM262 213H264V211L262 212ZM247 214V213H246ZM255 215V214H254ZM61 216V217H62ZM198 216V215H197ZM241 216V215H240ZM250 216V215H249ZM217 217V216H216ZM219 217H221L222 218V216L220 215ZM256 216H253L252 215V217L250 216V217H248V220H247V222L248 223H251V221L253 220V218H255ZM117 218V217H116ZM257 218V217H256ZM52 219V218H51ZM94 219L96 220V224H94L95 222H94ZM180 219V220H179ZM216 219V218H215ZM237 216H236V218H234V222H236L237 220ZM62 220V221H63ZM119 220V219H118ZM197 220V219H196ZM199 220L201 221V219L199 218ZM198 220V221H199ZM28 220H25L24 221V224L23 225H25L24 226V230H26L27 232H31L33 229H29V222H27ZM38 221V220H37ZM51 221V220H50ZM58 221V220H57ZM56 221V222H57ZM61 221V220H60ZM59 221V222H60ZM194 221V220H193ZM197 221V222H198ZM232 222V221H231ZM233 222V224H234V226L233 227H236V225L238 224V223H234ZM66 223V222H65ZM78 223V224H79ZM118 223V222H117ZM252 223H253V221H252ZM59 223L57 222L56 223V225L55 226H58V231H59V225H58ZM84 224V225H83ZM121 224H122V222H121ZM134 224V223H133ZM83 225V226H82ZM200 225V224H199ZM207 225V224H206ZM132 226V225H131ZM3 227V226H2ZM151 227V226H150ZM149 227V228H150ZM204 227V226H203ZM157 228V227H156ZM191 226L189 225V226H187V231H190L191 230ZM115 229V230H116ZM122 229V228H121ZM171 229V228H170ZM130 230V228H128V231ZM168 230H169V232H168ZM264 230V229H263ZM262 230V232L261 233H263L264 231ZM38 231V233H41V235L43 234V232L39 229V230H37ZM77 231V232H78ZM153 231V230H152ZM187 231H185L184 232V236H186V234L188 233ZM62 232V231H61ZM64 232V231H63ZM69 232V231H68ZM68 232H67V235H68ZM77 232H75L76 234H77ZM8 233V232H7ZM35 233H37V232H35ZM60 233V232H59ZM71 233V232H70ZM69 233V234H70ZM122 233H123V231H122ZM24 234V233H23ZM34 234V233H33ZM44 234H45V232H44ZM43 234V235H44ZM62 234V233H61ZM120 234H121V232H120ZM124 234V233H123ZM27 235H28V233H27ZM46 235H48V234H45L44 235V237L46 236ZM72 235V234H71ZM261 235H263V234H261ZM36 236H37V234H36ZM156 236V237H157ZM238 236V235H237ZM14 237V236H13ZM183 237V236H182ZM46 238V237H45ZM75 238V237H74ZM162 238V239H163ZM186 238V237H185ZM260 239H261V237H259ZM17 239V238H16ZM159 239V238H158ZM161 239V240H162ZM166 239L168 240V238L166 237ZM235 239V238H234ZM15 240V239H14ZM28 240V239H27ZM26 240V241H27ZM31 240V239H30ZM29 240V241H30ZM49 240V239H48ZM189 240V239H188ZM191 240V239H190ZM233 240V239H232ZM231 240V241H232ZM1 241V240H0ZM2 241H3V239H2ZM34 241V240H33ZM163 241H164V239H163ZM237 242H236V244H237V247H235V248H237V249H231V248H234L233 246L231 247V248H229L228 250H230L231 249V251H233L231 254H229V255H233L235 252H236V250H237V252H240V251H238V249H242V253H244V252H246L247 251V248H246V246H247V242L248 241H246V238H244V237H237V240H236ZM261 241V240H260ZM28 242V241H27ZM45 242V241H44ZM165 242H166V240H165ZM198 242V241H197ZM218 242V241H217ZM253 242H255V241H253ZM23 243V242H22ZM100 243V242H99ZM114 243V242H113ZM116 243V242H115ZM162 243H164V242H162ZM189 243L190 244H192L191 243V241H188V245H189ZM214 243V242H213ZM11 244V243H10ZM50 244V243H49ZM165 244V243H164ZM7 245V244H6ZM232 245V244H231ZM239 245V246H238ZM186 246H187V244H186ZM75 247V248H76ZM238 247H240V248H238ZM4 248V247H3ZM95 248V250H93ZM182 248V247H181ZM191 248V247H190ZM6 250L8 249V247H6L5 248ZM5 249L3 250V251H5ZM11 249V248H10ZM18 249V248H17ZM199 249V248H198ZM72 250V249H71ZM77 250L78 251H80V252H82V253H79L78 254V252H77ZM192 250V249H191ZM197 250V249H196ZM9 251V250H8ZM8 251H5L4 253H6V252H8ZM193 251H195V250H193ZM230 251V252H231ZM26 252V251H25ZM37 252V251H36ZM188 252V251H187ZM199 252V251H198ZM229 252V253H230ZM10 252H8V254H9ZM17 253V252H16ZM31 253V252H30ZM194 253V252H193ZM219 253V252H218ZM7 253H6V255H8ZM72 254H74V256H72ZM134 254V253H133ZM201 254V253H200ZM238 254H240V253H237V255ZM5 255V254H4ZM18 255H20V254H18ZM17 255V257H19ZM48 255V254H47ZM129 255V256H128ZM221 255V254H220ZM234 255H236V254H234ZM2 256V255H1ZM12 256V255H11ZM9 257V259H11V261L13 260V258L12 257ZM60 256V255H59ZM128 256V257H127ZM210 256H212V255H210ZM214 256H215V254H214ZM240 256H241V254H240ZM8 257V256H7ZM228 257V256H227ZM209 258V257H208ZM213 258V257H212ZM215 258V257H214ZM15 259V258H14ZM19 259V258H18ZM22 259V258H21ZM20 259V260H21ZM58 259H61L60 257L58 258ZM225 259V258H224ZM230 259V258H229ZM4 260V259H3ZM2 259H0V264H3V262L5 261V262H8V261H6V260H4L3 261ZM227 260V259H226ZM11 261H10V263H11ZM51 261V260H50ZM67 261V260H66ZM65 260L64 261H62V259L61 260H59L58 262H56V264H67V263H65L66 262ZM249 261V260H248ZM247 261V262H248ZM4 262V263H5ZM13 263H16V262H14V260L12 261ZM19 262V261H18ZM52 262V261H51ZM157 262V261H156ZM50 263V262H49ZM53 263V262H52ZM51 263V264H52ZM55 263V262H54ZM53 263V264H54ZM18 264V263H17ZM243 264V263H242Z\"/></svg>",
	"mask_w": 264,
	"mask_h": 264
}]
</instances>
